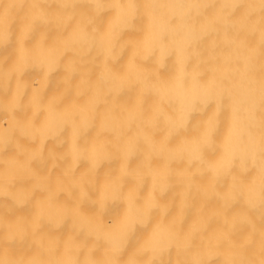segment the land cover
I'll return each mask as SVG.
<instances>
[{"label": "bare ground", "instance_id": "1", "mask_svg": "<svg viewBox=\"0 0 264 264\" xmlns=\"http://www.w3.org/2000/svg\"><path fill=\"white\" fill-rule=\"evenodd\" d=\"M262 9L0 0V264H264Z\"/></svg>", "mask_w": 264, "mask_h": 264}, {"label": "clouds", "instance_id": "2", "mask_svg": "<svg viewBox=\"0 0 264 264\" xmlns=\"http://www.w3.org/2000/svg\"><path fill=\"white\" fill-rule=\"evenodd\" d=\"M21 2L23 3V0H21ZM55 2L57 4H62V3H64V0H55ZM86 4L90 9H92L95 6H98V0H86ZM76 7H78V4L73 3L71 6V10L75 11ZM63 10L65 12H67L70 9L67 6H65ZM262 12H264V9H262ZM12 43H13V34L11 33V31H9L7 29H0V48H6L7 46H9ZM253 148H254V146H253ZM11 243L12 242L10 241L9 244H11ZM254 244H255V237L253 239V245ZM7 264H23V261L22 260L18 261L16 257H10L9 260L7 261ZM75 264H79V260H77L75 262ZM153 264H155V262H153Z\"/></svg>", "mask_w": 264, "mask_h": 264}]
</instances>
